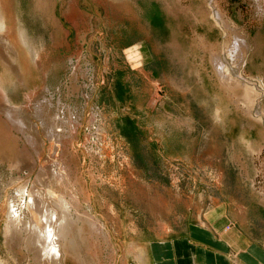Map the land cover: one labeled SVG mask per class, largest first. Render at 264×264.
<instances>
[{
  "label": "rangeland",
  "instance_id": "rangeland-1",
  "mask_svg": "<svg viewBox=\"0 0 264 264\" xmlns=\"http://www.w3.org/2000/svg\"><path fill=\"white\" fill-rule=\"evenodd\" d=\"M0 29V264H51L18 198L7 236L20 190L67 204L54 264H154L200 229L264 244V0H0Z\"/></svg>",
  "mask_w": 264,
  "mask_h": 264
},
{
  "label": "bare ground",
  "instance_id": "bare-ground-1",
  "mask_svg": "<svg viewBox=\"0 0 264 264\" xmlns=\"http://www.w3.org/2000/svg\"><path fill=\"white\" fill-rule=\"evenodd\" d=\"M221 23L225 27L228 26L223 19H222ZM241 44H243L242 38L238 35H234V43H233L232 47L231 46L227 47L228 51L230 52L228 54V56L232 59L233 64L236 63L237 67L240 66L239 62L241 61V57H239L240 56L239 52L237 53V50H238V48H240ZM212 61L214 64V69H215L217 75L219 76V78L223 82H225L226 84H229L232 86L234 84H236V85H240L243 88H245L246 89V91H245L246 96H247V98L251 99V102H252L253 101L252 96L256 94L254 92V90H252L246 84H244L242 82V80H240L239 78L236 77V75L235 76L230 75L227 71L228 66H226V64H224V62L222 61V58H220L219 56H214L212 58ZM4 103H5V105L1 106V110L3 112L2 114L5 115L9 120H11V122H15V119L13 117V113H14L15 109L13 111V108L10 107L9 103H7V102H4ZM36 103H38V102H36ZM246 104H249V102L248 103L246 102ZM1 105H3V103ZM35 113H36V111H35ZM51 131L53 132V130H51ZM54 132H55V129H54ZM56 171H58V170H56ZM60 171H59V173H60ZM52 173H53V171H52ZM54 173H57V172H54ZM59 173H57V174H59ZM57 177L55 176L54 180H56ZM62 179H60V180H62ZM56 182L59 183V181H56ZM36 189H34V190H36ZM23 191L24 190L18 191L17 197L14 196L13 198L12 197L10 198V201H9L10 202L9 203V210L10 211H9V216H8V226L6 227V230L9 233H7V236H9L8 234H10V237H11V235L14 234L13 232H16L18 230V223L21 222V218H22L21 212H20V209L17 208V203H16V199L18 198V200H20L21 202L25 201L24 205L25 206L28 205V206H26V208L32 209L35 212V214H37V216H38L37 223H31V222L26 223L25 222L24 224H26V225H23V226H25L24 228H26V230L29 231L28 233H29L30 237H26V238H28L27 240H29V242H30L29 247H31V245H33V248L34 247L38 248V250H40L39 252H40L42 258L50 259L51 264H54V262L56 260H58V261L60 260V259H58V258H60V255H61V253L59 251V245L58 244L59 243L61 244V242H60L61 240L65 241L68 238L69 229L72 226L71 225L72 224L71 217H69L67 215V213H68V209L66 207L67 204L65 203L62 196H55V194H53V193H56V192L52 193L53 190L52 191L47 190V192L44 196L46 197V195H48L49 196L48 199L51 197L50 199L53 201V203H54L53 205H55L53 207H55V208H50L48 205H43V204L40 205L39 204L41 202V199L39 197L40 195L38 196L37 192H35V191H33L32 193L31 192L28 193V195H27L28 200L26 202V199L24 197L26 194ZM38 192L40 193V190H38ZM57 209L60 210L61 213H60V211L58 213ZM19 224H21V223H19ZM19 232H21V231H18L17 233H19ZM26 233H27V231H26ZM69 243H70L71 247H74V242L72 240H69L68 244ZM25 244H26V242H25ZM27 246H28V243H27ZM61 246H62V244H61ZM36 248H34L35 251H36ZM59 262H58V264H60Z\"/></svg>",
  "mask_w": 264,
  "mask_h": 264
},
{
  "label": "crops",
  "instance_id": "crops-1",
  "mask_svg": "<svg viewBox=\"0 0 264 264\" xmlns=\"http://www.w3.org/2000/svg\"><path fill=\"white\" fill-rule=\"evenodd\" d=\"M234 231L231 228L228 235H214L207 230H192L188 237L170 244L169 252L166 250L169 246L164 248L163 259L154 264H264V244L258 241L238 244V235L231 234Z\"/></svg>",
  "mask_w": 264,
  "mask_h": 264
}]
</instances>
